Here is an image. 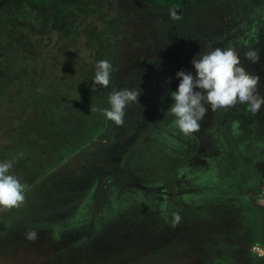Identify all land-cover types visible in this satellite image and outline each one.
Returning <instances> with one entry per match:
<instances>
[{"label": "rangeland", "instance_id": "obj_1", "mask_svg": "<svg viewBox=\"0 0 264 264\" xmlns=\"http://www.w3.org/2000/svg\"><path fill=\"white\" fill-rule=\"evenodd\" d=\"M170 10L0 0V161L26 185L24 204L0 210V264H262L264 105H205L186 143L167 109L176 72L195 76L192 58L217 47L237 51L264 96V0ZM100 60L111 83L92 90ZM138 87L122 125L90 111Z\"/></svg>", "mask_w": 264, "mask_h": 264}, {"label": "clouds", "instance_id": "obj_2", "mask_svg": "<svg viewBox=\"0 0 264 264\" xmlns=\"http://www.w3.org/2000/svg\"><path fill=\"white\" fill-rule=\"evenodd\" d=\"M170 17L179 20L182 17L175 9L170 10ZM245 59L252 62L259 60V51L250 49L244 54ZM195 69L192 72L179 70L176 77L179 84L175 91H170L172 104L167 109L174 119L175 126L185 135L200 130V122L206 116L209 105L212 111L234 107L236 104L250 106L252 114H256L264 105V96L258 91L260 77L250 73L241 64L240 55L233 47L214 48L206 53H197L191 60ZM75 67V66H74ZM112 64L108 60H100L96 64L92 90L97 85L108 87L111 83ZM168 78H165V83ZM195 89H200L197 91ZM141 89H113L108 96L110 107L90 111H100L116 125L124 123L125 109L130 103L139 104ZM14 160L0 161V210L19 208L25 203L26 185L12 173ZM181 217L175 214V223ZM29 240L37 239V233L30 231Z\"/></svg>", "mask_w": 264, "mask_h": 264}, {"label": "trees", "instance_id": "obj_3", "mask_svg": "<svg viewBox=\"0 0 264 264\" xmlns=\"http://www.w3.org/2000/svg\"><path fill=\"white\" fill-rule=\"evenodd\" d=\"M153 1L169 8L179 9L182 8L183 2L185 0H153ZM262 264H264V261L262 262Z\"/></svg>", "mask_w": 264, "mask_h": 264}, {"label": "flooded vegetation", "instance_id": "obj_4", "mask_svg": "<svg viewBox=\"0 0 264 264\" xmlns=\"http://www.w3.org/2000/svg\"><path fill=\"white\" fill-rule=\"evenodd\" d=\"M153 1V0H152ZM183 4H184V2H183ZM166 7V6H165ZM183 7V6H182ZM167 8H169V7H167ZM171 9H174V8H171ZM182 8H179V9H176V10H178V11H180ZM183 134V133H182ZM183 138H185L184 139V143H186V142H188V140H189V135H185V134H183ZM178 150H179V148H178ZM187 150H185V152H186ZM185 154V153H184ZM167 164V163H166ZM170 164V163H169ZM161 168H163V166L161 167ZM164 186H166V182H165V184H164ZM163 186V187H164ZM167 188V187H166ZM170 191V190H169Z\"/></svg>", "mask_w": 264, "mask_h": 264}]
</instances>
